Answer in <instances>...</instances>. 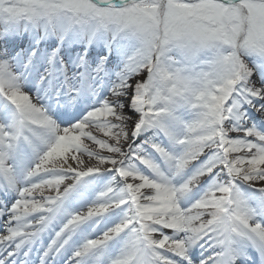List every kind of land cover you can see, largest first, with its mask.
<instances>
[{
    "label": "snow or ice",
    "instance_id": "6c2138e0",
    "mask_svg": "<svg viewBox=\"0 0 264 264\" xmlns=\"http://www.w3.org/2000/svg\"><path fill=\"white\" fill-rule=\"evenodd\" d=\"M0 264H264V0H0Z\"/></svg>",
    "mask_w": 264,
    "mask_h": 264
}]
</instances>
